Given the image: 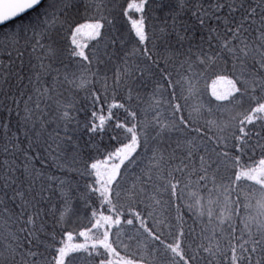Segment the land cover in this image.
Returning <instances> with one entry per match:
<instances>
[{
	"label": "snow or ice",
	"instance_id": "obj_1",
	"mask_svg": "<svg viewBox=\"0 0 264 264\" xmlns=\"http://www.w3.org/2000/svg\"><path fill=\"white\" fill-rule=\"evenodd\" d=\"M0 264H264V0H0Z\"/></svg>",
	"mask_w": 264,
	"mask_h": 264
}]
</instances>
